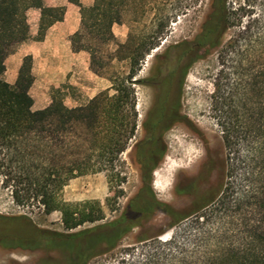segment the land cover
Segmentation results:
<instances>
[{
  "label": "rangeland",
  "instance_id": "obj_1",
  "mask_svg": "<svg viewBox=\"0 0 264 264\" xmlns=\"http://www.w3.org/2000/svg\"><path fill=\"white\" fill-rule=\"evenodd\" d=\"M209 6L210 0H124L120 23L111 28L113 40L100 45L85 37L81 44L94 50L95 69L121 79L128 70L116 53L118 45L127 39H149L153 49L143 57L133 78L142 80L155 55L198 34ZM226 16L219 46L190 66L181 95L183 114L207 137L217 159L214 176L223 175L211 203L173 226H168L167 217L157 211L145 226L150 232L145 240L139 238V227L132 228L114 246L102 244L93 249L85 264H164L163 256L159 257L168 242L176 251L193 256L192 260H200L214 256L221 248L247 247L264 237V0H228ZM99 78H93L96 88L110 86L106 78ZM87 83H91L87 76L81 74L78 80L75 75L48 89L44 98L50 100L57 90L66 107L83 105L93 93L86 88ZM40 90L45 92L33 89L31 95L36 97ZM133 91L137 127L114 168L70 179L59 190L62 201L95 203L103 215L101 221L83 224L70 233L100 227L118 217L139 186L131 150L152 93L142 84H134ZM166 141L167 157L154 173L153 191L179 209L186 201L172 195L175 166L180 160L200 157L202 148L181 126H175ZM3 180L0 174V215L27 216L40 229L67 232L59 212L43 213L39 198L34 196L33 177L18 185L19 202L11 197L12 182ZM156 229L162 232L154 237ZM49 259L50 264H64L57 252L0 247V264H42Z\"/></svg>",
  "mask_w": 264,
  "mask_h": 264
},
{
  "label": "trees",
  "instance_id": "obj_2",
  "mask_svg": "<svg viewBox=\"0 0 264 264\" xmlns=\"http://www.w3.org/2000/svg\"><path fill=\"white\" fill-rule=\"evenodd\" d=\"M69 1L78 4V0ZM227 1L210 0V11L198 34L187 43L168 46L164 54L171 50H178L182 54L193 44L196 46L193 61H196L211 48L218 47L226 28ZM123 2L93 0L89 7L79 6L81 31L70 40L74 51L88 53L90 70L106 78L110 86L86 104L73 108L66 107L60 92L54 90L45 109L32 111L33 101L29 95L33 83L31 59L23 60L13 85L2 80L4 59L12 46L27 39L24 12L28 7L41 9L38 39L43 37L51 22L61 19L62 13L43 9L40 0H0V174L3 182H12L11 197L15 202H19L18 185L33 177L34 196L39 198L43 213L59 212L61 224L67 231L55 234L38 228L27 216L0 215L1 248L57 252L63 256L64 264H85L93 249L102 244L114 246L132 228L139 227V238H146L141 236V217L132 219L138 212L144 216L148 212L155 213L159 207L149 187L151 172L157 164L147 166L145 151H140L137 159L144 171L141 189L125 204V216L122 212L100 227L70 233L83 224L101 221L103 215L95 203H68L59 197V190L70 179L112 170L137 127L133 85L142 84L144 80L133 78L143 57L153 49V43L149 39H127L118 45L116 53L120 54L119 60L126 62L128 70L121 79L107 77L95 69L94 50L81 44L85 37L100 45L112 41L111 28L120 23ZM47 16L50 18H44ZM44 19L45 25H42ZM164 54L156 56V59L165 57ZM135 147L136 144H133L131 154ZM33 155L36 160L31 157ZM127 213L129 217H126ZM171 245L172 242L163 244L159 258L163 256L164 264H264V237H258L255 243L247 247L221 248L214 256L200 260H192L193 256L183 250L176 251ZM48 261L42 264H50V259Z\"/></svg>",
  "mask_w": 264,
  "mask_h": 264
},
{
  "label": "flooded vegetation",
  "instance_id": "obj_3",
  "mask_svg": "<svg viewBox=\"0 0 264 264\" xmlns=\"http://www.w3.org/2000/svg\"><path fill=\"white\" fill-rule=\"evenodd\" d=\"M213 49L211 48L209 51ZM165 51L166 48L158 55H163ZM195 54L196 46L191 44L189 49L182 54H179L178 50H171L159 60L156 59L158 55H155L148 74L142 83L143 86L151 91L152 96L150 105L139 124V137L134 142L136 147L132 154V163L136 168L139 183L136 192L141 189V181L142 177H144V171L141 170L137 159L140 151H145L147 153V166H151L154 163L157 164L151 172L149 183L151 194L159 203V207L154 212L159 211L166 216L169 220L168 226L173 225L181 218L197 214L199 209L210 204L214 197L215 189L223 176L221 174L218 177L214 176L218 162L209 147V141L197 126L183 114L181 109L184 80L188 69L195 62L193 61ZM184 71L185 73L183 74ZM175 126L183 127L189 134L199 140L202 148L200 157H195L193 160H180L175 166L172 195L175 199L186 201L185 206L179 209L175 208L171 203L160 200L153 191L154 173L165 161L168 153L167 134ZM122 212H125L124 207ZM155 213L148 212V214L146 213L142 216L138 212L135 216H132L133 220L141 217L139 220V225L142 226L140 227L143 230L141 236L148 237L150 235V232L146 231L145 226L154 219ZM123 215L125 216V213ZM129 216L127 213L126 217ZM161 232L162 229H156L152 234L155 237Z\"/></svg>",
  "mask_w": 264,
  "mask_h": 264
},
{
  "label": "crops",
  "instance_id": "obj_4",
  "mask_svg": "<svg viewBox=\"0 0 264 264\" xmlns=\"http://www.w3.org/2000/svg\"><path fill=\"white\" fill-rule=\"evenodd\" d=\"M92 3L93 0H78V4L69 0H40L43 9L52 10L53 13L57 11L62 13L60 20L53 21L46 27L41 39L37 38L41 26V9L30 6L25 10L27 39L11 47L4 59L5 70L2 80L8 85H13L23 60L31 59L30 71L33 83L29 89V95L33 101L32 111L45 109L51 100V98L50 100L44 98L45 95H48V89L59 87L75 75L78 80H81V74L91 80V83H87L86 88L93 93L88 95L83 101V105L97 93L108 88L94 86L96 81L93 78H101L90 70L88 53L82 50L74 51L70 41L74 34L81 31L79 6L89 7ZM44 18H50V16ZM42 25H45V19L42 21ZM33 89H45V92L40 90L36 97H33L31 95Z\"/></svg>",
  "mask_w": 264,
  "mask_h": 264
},
{
  "label": "bare ground",
  "instance_id": "obj_5",
  "mask_svg": "<svg viewBox=\"0 0 264 264\" xmlns=\"http://www.w3.org/2000/svg\"><path fill=\"white\" fill-rule=\"evenodd\" d=\"M173 169V168H172ZM181 170V169H180Z\"/></svg>",
  "mask_w": 264,
  "mask_h": 264
}]
</instances>
